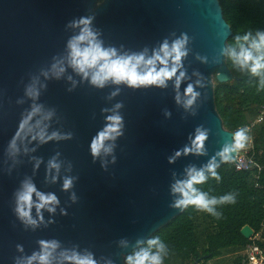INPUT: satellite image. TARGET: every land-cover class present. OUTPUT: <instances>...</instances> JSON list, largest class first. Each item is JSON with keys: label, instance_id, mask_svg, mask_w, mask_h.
Instances as JSON below:
<instances>
[{"label": "water", "instance_id": "95a60500", "mask_svg": "<svg viewBox=\"0 0 264 264\" xmlns=\"http://www.w3.org/2000/svg\"><path fill=\"white\" fill-rule=\"evenodd\" d=\"M86 16L92 17L103 46L118 56L143 53L148 58L165 41L171 46L185 35L179 87L175 77L164 87L135 88L111 81L98 88L82 78L65 57L67 41L79 32L70 22ZM231 34L219 0H0V264L38 252L41 239L57 240V255L87 251L97 264H126L128 254L180 215L185 208L172 207L180 198L172 185L187 179L188 167L201 169L212 158L216 170L224 166L216 154L233 142V132L223 127L216 109L213 83L234 78L226 64ZM57 60L65 68L59 78L51 70ZM189 84L199 95L185 108ZM28 85L39 89L36 99L25 95ZM118 103L122 134L105 141L113 146L110 153L101 151L94 158L91 140ZM33 104L53 111L42 121L46 134L71 133V138L32 139L40 119L33 116V131L17 137L18 151L10 154L9 143ZM197 127L207 131L205 151L184 154ZM169 157L174 159L169 162ZM53 158L59 171L48 168ZM65 177L73 178L68 190L62 188ZM25 179L59 201L55 212L41 209L43 221L35 228L14 212L15 193ZM31 214L37 219L34 207ZM253 232L248 225L240 230L245 239Z\"/></svg>", "mask_w": 264, "mask_h": 264}, {"label": "clouds", "instance_id": "9594fccd", "mask_svg": "<svg viewBox=\"0 0 264 264\" xmlns=\"http://www.w3.org/2000/svg\"><path fill=\"white\" fill-rule=\"evenodd\" d=\"M92 17H80L79 19L70 22V26L79 28L78 34L72 36L67 41V56L65 57L68 66H70L76 73L80 74L82 78L88 79L89 82L102 88L111 81L114 84L125 83L130 87H140L155 85L159 87L166 86V82L175 77L176 87H179L181 79L184 77V72L177 75L178 69L181 68V59L187 54L184 45L187 43V37L181 35V38L172 42L171 46L167 41L161 44L158 51L153 52L151 57L146 58L143 53L132 55L118 56L116 50L111 47H104L102 41L97 36L98 33L91 27ZM258 39L252 40L249 47H240V51L229 50L228 56L232 59L234 64L239 65L241 69L247 68L252 75L261 76V83L264 84V33H257ZM237 41L241 38L236 37ZM248 35L243 37L247 41ZM52 74L56 78L65 71L63 63L59 60L51 66ZM71 79V77H69ZM75 83V82H73ZM199 83V81L197 82ZM71 90V89H69ZM185 95L188 97L184 102V107L189 108L193 105L196 97L199 95L194 91L193 86L189 84L185 90ZM39 89L34 85H28L25 88V95L36 99L39 96ZM113 93L112 95H115ZM22 102V101H18ZM179 102V96H177ZM118 103L114 106L113 114L106 116L107 123L104 128L100 130L96 136L91 140L90 152L95 158L100 155L101 151L110 153L112 145H105V141L115 140L116 137L122 134V117L115 109L120 108ZM40 116L36 120L35 127L39 130L31 137L38 139L41 143L49 140H60L71 138V133H58L53 131L50 135L46 134L47 125H42V121L49 120L53 111H44L42 105L33 104L31 111L24 116L18 125V129L9 143L10 154H15L18 151L16 140L22 133L25 135L33 131V125L29 122L33 116ZM196 134L191 141V146H185L183 153L189 152L196 154L204 153V141L207 138V131L197 127ZM249 129L240 128L233 133V142L230 145H225L223 149L218 152L221 161L229 163L233 160L231 153L245 150L250 142L248 135ZM181 152L178 150L175 156H179ZM115 159V158H113ZM174 157H169L171 162ZM217 163L215 158L209 160L201 169L195 167H188L186 169L187 179L178 180L172 185V192L179 193L180 198L176 199L172 207L187 208L194 206L197 210L208 212L217 218L221 214L215 211L217 204L235 203L233 195L228 194L221 196L219 199L213 197L209 199L207 194L199 191L195 185L202 184L207 179L205 171H207L216 180H220V176L216 172ZM59 163L55 159L48 162L49 169H56L59 171ZM56 179L55 176L52 177ZM73 178L65 177L62 188L68 190L72 187ZM35 195L36 199H33ZM15 209L17 217L25 224L33 228L38 226V220L43 221L41 209H46L48 212H55V205L59 203L57 197L53 193H43L37 190L34 183L30 179H25L21 183L20 189L15 193ZM72 199H75L73 195ZM33 207L36 210L37 219L32 217ZM63 212V210H61ZM40 249L38 252L34 251L31 255L26 257H17L14 264H60L62 261H67L69 264H97L91 252L85 251L79 253L75 250H63L57 255L59 242L55 239L38 241ZM123 243V241H122ZM148 247L141 248L133 254L126 257V264H162L163 257L166 254L165 245L160 238L154 237L147 240ZM153 248L155 251H153ZM18 250H22V246L17 245ZM110 264V262H109Z\"/></svg>", "mask_w": 264, "mask_h": 264}, {"label": "trees", "instance_id": "16d2710c", "mask_svg": "<svg viewBox=\"0 0 264 264\" xmlns=\"http://www.w3.org/2000/svg\"><path fill=\"white\" fill-rule=\"evenodd\" d=\"M219 2L232 31L227 40L226 64L234 78L225 83L214 79L216 109L223 127L231 132L255 122L248 135L254 142L255 159L264 164V119L256 122L264 109V84L261 76L252 75L247 68L241 69L228 56L229 50L239 52L241 46L247 48L252 40L258 39L257 33H264V0ZM245 35L249 37L247 41L243 40ZM236 37L241 39L237 41ZM216 172L220 176L219 181L209 174L204 183L195 187L206 193L209 199L231 194L235 203L217 204L215 211L221 214L220 218L190 205L155 232L150 238L158 236L165 245L164 264H193L198 258L203 259L200 264H207L209 260L221 257L226 250L239 253L249 242L241 235V228L248 225L255 232L261 229L264 222V171L256 179L255 170L235 171L229 162ZM146 247L147 241L130 254ZM242 257L241 253L237 254L230 264H243Z\"/></svg>", "mask_w": 264, "mask_h": 264}, {"label": "built area", "instance_id": "2783aa9c", "mask_svg": "<svg viewBox=\"0 0 264 264\" xmlns=\"http://www.w3.org/2000/svg\"><path fill=\"white\" fill-rule=\"evenodd\" d=\"M264 119V109H262L256 119V122H261ZM255 123V122H254ZM252 123L249 126H245L247 129H251L254 125ZM234 133V132H233ZM250 142L245 150H240L236 152L235 161H231L235 171H249L255 170V178H259V173L264 171V164L259 163L255 159V148L252 136L249 135ZM243 162V163H242ZM256 186L262 188L259 183ZM249 242L243 246L240 253L242 257L243 264H264V222L261 224V229L258 232H253L252 236L248 239Z\"/></svg>", "mask_w": 264, "mask_h": 264}, {"label": "rangeland", "instance_id": "374dc122", "mask_svg": "<svg viewBox=\"0 0 264 264\" xmlns=\"http://www.w3.org/2000/svg\"><path fill=\"white\" fill-rule=\"evenodd\" d=\"M213 83H214V79H213ZM239 253L237 250H231V249L226 250L222 253L221 257L209 260L207 264H230Z\"/></svg>", "mask_w": 264, "mask_h": 264}]
</instances>
